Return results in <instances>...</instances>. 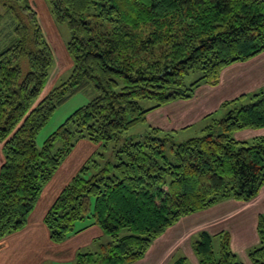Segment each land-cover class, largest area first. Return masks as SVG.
<instances>
[{
  "label": "trees",
  "instance_id": "16d2710c",
  "mask_svg": "<svg viewBox=\"0 0 264 264\" xmlns=\"http://www.w3.org/2000/svg\"><path fill=\"white\" fill-rule=\"evenodd\" d=\"M47 1L55 20L70 29L73 64L65 80L40 96L53 53L37 13L29 0H0V238L26 226L43 186L83 137L114 140L116 161L95 163L90 174L83 165L43 216L54 243L92 225L109 237L96 251L77 252L74 264H131L182 216L259 194L264 134L247 140L234 133L264 127L263 87L222 102L219 118L205 115L200 136L176 142L175 131L155 126L136 139L123 134L148 112L191 98L202 84L217 85L223 68L263 52L264 0ZM192 71L199 76L187 83ZM90 82L93 98L38 147L37 133L56 107ZM147 100L152 104L145 107ZM84 218L89 224L74 229ZM256 233L247 255L264 264L263 213ZM191 247L199 264H243L225 229L198 231ZM167 264L190 263L181 255Z\"/></svg>",
  "mask_w": 264,
  "mask_h": 264
},
{
  "label": "rangeland",
  "instance_id": "374dc122",
  "mask_svg": "<svg viewBox=\"0 0 264 264\" xmlns=\"http://www.w3.org/2000/svg\"><path fill=\"white\" fill-rule=\"evenodd\" d=\"M29 3L35 9L37 13V19L39 25L41 26V30L45 39L47 40L48 44L51 47L53 53V63L49 69V76L47 78V82L41 92L42 94H46L49 90H51L54 86L61 83L65 80L70 71L72 69V57L67 51V42L71 37L70 29L65 21L57 22L53 17L49 3L47 0H29ZM264 57H261L257 60L256 63L252 65L251 72H248L245 76L240 77L239 79H235V87L241 89L242 91H252V85L259 81L260 85L264 88ZM199 76L197 71L189 72L185 78V81L188 83ZM95 88L94 84L90 82L86 88L83 90L77 91L73 95H71L67 100L63 103L58 105L56 109L53 111L52 115L49 117L48 121L45 125L38 131L36 137V144L40 147L43 141L65 120V118L70 115L76 108L84 105L89 100L93 98L95 95ZM186 100V99H181ZM249 99H245L244 102H248ZM173 102V101H172ZM171 103V102H170ZM152 104L151 101L147 100L143 102L145 107L150 106ZM169 104V103H167ZM166 105V104H165ZM162 105V106H165ZM161 106V107H162ZM160 108V107H159ZM158 108L148 112V119L144 122H140L132 126L128 129L124 134L123 137H133L134 139L138 138L141 134H143L148 128L150 127V123L154 122V120L160 121L162 124H165V114L167 112L166 108H162L157 110ZM156 110V111H155ZM195 109H191L190 114L195 115ZM225 112L224 108L217 109L214 111V116L219 118L223 116ZM177 115L181 112L176 111ZM164 119V121H163ZM196 119H194L195 121ZM209 122L208 118H203L199 121L196 120L193 124L186 125L183 129H174V130H164V131H175L174 140L176 142L184 141L187 138L200 136L202 135L201 129ZM160 128V127H159ZM261 132L255 133L251 131L255 130H240L234 133V137L237 139H247L250 140L255 134L262 135L264 134V127H261ZM255 128V129H261ZM162 129V128H161ZM253 129V128H248ZM250 131V132H249ZM258 131V130H256ZM256 136V135H255ZM123 139V138H122ZM122 139L119 140L118 144L122 142ZM60 142L57 141L54 145V150H56L60 146ZM117 143L114 140H108L106 142H95L87 137L79 138L75 141L74 145L72 146L71 150L62 158L60 165L54 171L52 177L46 182L43 186L42 191L39 196V204L35 208L34 217L37 218L41 214L48 201L49 196L54 194L55 196L61 190V188L67 184L72 176H74L79 169L87 164L89 166L90 171L88 174L95 170L94 164L97 163L98 166H102L106 161H116L115 159V147ZM52 187V188H51ZM56 188V189H55ZM54 192V193H53ZM52 200L53 195L51 196ZM244 202L238 201L235 199H227L223 200L207 209L182 216L180 220H178L175 224L168 227L167 230H172L176 228H180L186 225H193L194 221L199 220L201 223L195 224L189 232L184 234V236L179 239V242L175 245L176 247H184L188 250L189 246V235L195 233L200 229H208L211 233L218 232L222 229L232 231L233 237H240V241L242 245L247 243L251 236L253 235V230L251 228L253 215L252 212L256 210V208H248L245 209L246 206H241ZM93 204V198L91 199V208ZM251 205V204H250ZM235 206H240L235 208ZM252 207V206H250ZM235 208V215L233 216L234 212L229 214V211H233ZM243 209V210H241ZM239 210V211H238ZM238 211V213H237ZM229 214V215H228ZM203 217V218H202ZM90 218H84L83 220H79L75 223L74 229H78L86 224H89ZM197 221V222H199ZM255 223L254 227L255 230ZM91 228L94 231L90 230ZM184 228V227H183ZM181 228V231L183 230ZM99 229V230H98ZM99 232V233H98ZM47 235V234H46ZM162 235V234H161ZM160 235V236H161ZM196 235V234H195ZM256 237V232H255ZM109 240V237L104 234L101 229L96 226L92 225L87 227L86 229L78 232V233H69V236L60 243L51 242L48 239V236L43 237V235L39 234V246L38 251H36V260L35 254L29 253L27 264H74L76 253L79 251H96L98 249V244L101 242H106ZM48 241V242H46ZM155 241V240H154ZM153 241V242H154ZM220 239L218 236L213 238V245L214 249L218 250L219 248ZM38 244V243H36ZM153 243L150 245L149 249L147 250L145 256L135 261L131 264H161L159 263L163 257H161V246L157 245L152 248ZM175 246L170 248L167 253H171L172 250L175 251ZM183 250L185 255L189 258V262L191 263V255L186 251ZM181 250L178 249L176 255L173 257L171 261L175 258L180 256ZM239 252V258L241 259L242 253ZM191 253L193 257H196L191 249ZM166 255V254H165ZM248 258L246 253L245 255ZM35 260H33V258ZM161 259V260H160Z\"/></svg>",
  "mask_w": 264,
  "mask_h": 264
},
{
  "label": "crops",
  "instance_id": "0c3cea01",
  "mask_svg": "<svg viewBox=\"0 0 264 264\" xmlns=\"http://www.w3.org/2000/svg\"><path fill=\"white\" fill-rule=\"evenodd\" d=\"M261 57H264V51L247 61L235 62L223 68V70L220 73L219 83L217 85L211 86L208 84H202L196 88L195 93L191 98L186 99V100L178 99L169 104H166L165 106L158 108L157 110L166 108L167 112L164 116L166 123L162 124L160 121L156 119L154 120V122L150 123V126L160 127L164 130L183 129L184 126L193 124L194 122H196V120L199 121L203 119V117L207 115L208 113L216 111L217 109H220L222 102L233 99L239 96L240 94L247 93L248 91L244 92L241 89L238 90V88L235 87V83H236L235 79H239L240 77H246L245 75L248 72L252 71L251 70L252 65L256 63L257 60L260 59ZM261 87L262 86L260 85L259 81H257L255 84L252 85V91H249V92H253ZM43 95L44 94H42V96ZM195 108H196V112L198 113L195 115L190 114L191 109H195ZM176 111H180L181 113L177 115L175 113ZM148 114L146 115V119H148ZM194 119L196 120L194 121ZM246 130H250V131L255 130L251 132L258 133V132H261L262 128L261 129H246ZM255 135H258V134H255ZM2 161H3V153H2V144L0 142V165ZM52 195H53V198L56 197L54 194ZM51 196H49L48 201H46L44 209L39 215V217L37 218L34 217V212H35L34 210L39 204V198H38L34 209L31 211V213L28 216L26 226L22 228L21 230L10 233L6 235L5 237L0 238V264H27L26 260L28 259L29 253L35 254V259H36V255H38V253L36 254V251L39 252L38 250L39 249L38 248L39 234L43 235V237L48 236V239H49L48 230L45 224L43 223V216L45 212L47 211V209L49 208V206L51 205L52 201L54 200V199L52 200ZM243 202L244 203L241 205L242 207L244 205L249 204V206H246L245 209L256 208V210L252 212L253 220H252L251 228L253 230V235L251 236V239L247 243L242 245V242L239 240L240 237H233V234L231 233L232 231L230 230L229 231L230 245H231L232 250L237 254L238 257H239L238 251L240 250V252L242 253V256H241V259L240 258L239 259L243 262V264H252L249 257L247 258L245 255L248 249L254 246L255 244H257L258 242L257 233H256V237L254 235L256 232V223H255V230L253 229V227H254V221H257L258 214L259 213L264 214V185L259 191V194L255 198H253L252 200L243 201ZM237 207L240 208V206H235V208ZM235 208L233 209V211H229V214L231 212L232 213L234 212L233 214L234 216L236 214ZM197 221L199 220L194 221L193 225H186V226H182L180 228H176L172 230L169 229L165 231L161 236L157 237L154 242H152L153 243L152 248H154V246L162 244L161 257L163 258L162 260L160 259L161 261L159 263L167 264L168 262H170L173 259V257L176 255L178 249L181 250L180 256L184 255L186 256L187 259H189L187 255H185V253L183 252V250H186V249L184 247H176L175 245L179 242V239H181L184 236V234L189 232L190 229L193 226H195V224L201 223L200 221L199 222ZM181 228H183L182 231H181ZM90 230L94 231L93 228H91ZM200 230H203V229H200ZM204 230H207L208 232H210L207 228ZM198 231L189 235V246H188V250L186 251L191 255L190 256L191 263L188 260L190 264H199L197 257H193L191 253V249H192L191 241ZM93 233H95V231ZM214 233H211V234H214ZM174 246L176 248L175 251L172 250L170 254L167 253L168 251H170L169 249ZM35 259L33 258V260ZM35 263L37 262L35 261L34 264Z\"/></svg>",
  "mask_w": 264,
  "mask_h": 264
}]
</instances>
